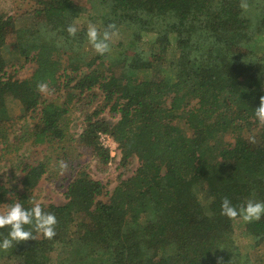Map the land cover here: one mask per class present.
<instances>
[{
  "label": "trees",
  "instance_id": "1",
  "mask_svg": "<svg viewBox=\"0 0 264 264\" xmlns=\"http://www.w3.org/2000/svg\"><path fill=\"white\" fill-rule=\"evenodd\" d=\"M31 1L20 13L0 10L2 149L75 142L107 165L108 134L121 164L139 165L111 191L78 171L64 203L40 204L56 215L55 234L0 250V264H264V216L220 211L225 197L264 201V123L254 115L264 96V0ZM90 25L110 32L104 54L88 40ZM27 63L31 74L18 77ZM80 108L75 137L70 117ZM14 164L16 182L0 175V210L32 207L51 169L18 153Z\"/></svg>",
  "mask_w": 264,
  "mask_h": 264
},
{
  "label": "rangeland",
  "instance_id": "2",
  "mask_svg": "<svg viewBox=\"0 0 264 264\" xmlns=\"http://www.w3.org/2000/svg\"><path fill=\"white\" fill-rule=\"evenodd\" d=\"M76 6L77 4L73 2ZM34 3L31 0H0V10H4L8 13H20L25 9L32 8ZM70 8H73L72 2L69 3ZM11 34V33H10ZM149 39L152 37L147 36ZM9 40H18L16 35H9ZM91 48V46L89 45ZM32 63H27L23 68L19 67V71L16 72V75L20 78L27 77L32 72ZM99 101H102L99 99ZM94 108V107H93ZM85 110L80 108V111L72 112V116L70 117V132L75 137H78L80 132L83 129V120H84ZM103 115L107 118H112V115L106 110ZM22 124L24 122H20L19 124H15L13 127L15 134L21 135L24 132L22 128ZM27 125H31V122L27 123ZM13 141V142H12ZM11 142L15 145V138L11 136ZM5 145L0 144V153L6 152L7 157H1L0 154V175L1 172L4 177L12 178L14 177V173H18L17 164H14V155L23 154L26 156H32V160H44L49 159L50 162V171L43 180L41 181L38 188L35 189L33 197L34 202L39 204H62L67 200L66 197V184L70 182L71 178L80 170L86 169L90 175L100 180L103 184L106 185L108 191L113 190L116 185L119 184L121 179L126 178L132 175L137 169L139 162L137 159H131L125 165L121 164V155L119 146L117 143L116 149H109L111 154V161L104 165L99 160L94 159V155L90 152V149L82 148L74 142L67 145L66 148H56L55 146H41L39 148L30 149L27 145L22 146L21 149L17 152L8 153L4 151ZM113 151V153L111 152ZM13 157V160L11 158ZM61 168V169H58ZM54 171V174L52 173ZM13 173V174H12ZM54 178L49 180L47 176H51ZM16 182V179H13ZM7 210V207H4L0 210V214L4 213ZM241 240L240 237L237 238V241Z\"/></svg>",
  "mask_w": 264,
  "mask_h": 264
},
{
  "label": "clouds",
  "instance_id": "3",
  "mask_svg": "<svg viewBox=\"0 0 264 264\" xmlns=\"http://www.w3.org/2000/svg\"><path fill=\"white\" fill-rule=\"evenodd\" d=\"M245 7L247 6L245 5ZM111 27L109 25V28ZM67 31L75 35L77 28L75 25H70ZM87 37L97 53L104 54L108 51L110 40L108 30H105L101 36L98 34L97 28L90 25ZM39 88L41 91H46L47 85L40 84ZM254 108L255 117L259 122L264 123V96L260 97L259 105ZM220 211L229 219L239 216L245 222H251L264 216V201L248 199L245 203L237 206L225 197L221 202ZM56 224V215L45 211L39 203L33 202V206L28 208L20 202H13L4 213L0 214V228L7 227V235L0 239V250L6 251L20 242L34 239V232L51 238L55 234Z\"/></svg>",
  "mask_w": 264,
  "mask_h": 264
},
{
  "label": "built area",
  "instance_id": "4",
  "mask_svg": "<svg viewBox=\"0 0 264 264\" xmlns=\"http://www.w3.org/2000/svg\"><path fill=\"white\" fill-rule=\"evenodd\" d=\"M101 141L108 149H116L117 142L108 134H101ZM113 153V151H111Z\"/></svg>",
  "mask_w": 264,
  "mask_h": 264
}]
</instances>
